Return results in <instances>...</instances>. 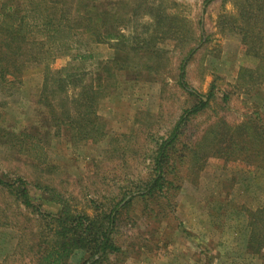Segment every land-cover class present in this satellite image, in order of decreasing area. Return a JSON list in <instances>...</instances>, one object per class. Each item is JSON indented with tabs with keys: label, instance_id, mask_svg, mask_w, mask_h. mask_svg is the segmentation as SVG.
<instances>
[{
	"label": "rangeland",
	"instance_id": "rangeland-1",
	"mask_svg": "<svg viewBox=\"0 0 264 264\" xmlns=\"http://www.w3.org/2000/svg\"><path fill=\"white\" fill-rule=\"evenodd\" d=\"M204 1L143 0L135 11L133 5L120 11L104 1L103 9L126 16L123 32L129 38L122 54L115 43L92 44V61H73L72 51L49 63L52 71L75 65L88 83L101 86L98 131L88 139L64 132L60 118L54 123L38 102L43 64L0 85L2 181L22 178L37 198L41 193L32 185H46L87 208L91 200L109 202L121 187L149 178L155 143L168 136L184 110L199 104L179 86V66L186 60L184 81L206 106L180 125L176 163L166 171L171 183L122 211L114 234L122 251L109 264H264V255L247 248L249 221L264 204V155L255 158L251 148L256 113L264 124V86L253 89L240 79L243 69L256 76L260 59L247 51L239 30L248 18L246 6L255 1L264 12V0ZM127 50L130 61L115 67L111 60ZM134 50L152 52L155 65ZM100 61H109L107 70L96 69ZM51 204L44 202L43 209L55 211ZM255 229L264 233L260 224ZM45 233V222L0 187V264H37ZM77 261L78 254L69 259Z\"/></svg>",
	"mask_w": 264,
	"mask_h": 264
},
{
	"label": "trees",
	"instance_id": "trees-1",
	"mask_svg": "<svg viewBox=\"0 0 264 264\" xmlns=\"http://www.w3.org/2000/svg\"><path fill=\"white\" fill-rule=\"evenodd\" d=\"M104 1H113L120 11L128 10L133 5L131 10L135 11L142 6L143 0H2L0 9V85H10L13 81L7 78L10 75L16 79L22 77L30 65L43 64L45 81L38 102L54 123L60 118L64 132L71 133V136L77 134L83 140L90 138L95 129L98 131L97 100L102 88L88 83L84 73L75 65L70 64L55 71L48 66L56 57L72 51L76 52L73 53V61H92L94 56L87 52L92 44L115 43L120 49L118 55L122 54V43L129 38L123 32L126 16L117 10L103 9ZM213 1L205 0L204 5L208 6ZM255 4V1H251L246 6L248 18L239 30L247 51L257 55L260 64L256 76L252 77L251 71L243 69L240 79H244V85L259 89L264 86V45L256 44L264 43V36L260 32L264 30V12L263 9H256ZM253 29L259 32L253 33ZM133 54H138L139 58L153 59L154 65L156 63L152 52L134 50ZM130 59L127 50L124 57L113 59L111 63L115 67H122L117 64L122 61L127 63ZM185 61L179 66V86L190 96L198 98L199 104L184 110L168 136L155 143L149 178L131 181L128 186L121 187L109 202L91 200L87 208L72 205L46 185H32V189L41 193L37 198L30 194L31 184L26 180L15 178L4 182L0 178L1 189L19 205L31 210L40 222H45L44 240L41 239L37 245V264H73L69 259L75 254L79 259L76 264H108L111 256L122 251L114 241L122 211L135 199L147 200L157 193L162 194L164 185L171 183L166 178V171L176 163L172 155L180 125L206 106L198 93L184 81ZM7 64L11 65V69L7 68ZM107 64L109 61H100L95 66L96 69L106 67L107 70ZM227 98V94H224L223 100ZM255 115L256 119L251 122L256 123L258 135L254 139L256 145L252 141L251 148L256 158L264 155V124L259 113ZM255 147L258 150L256 153ZM44 202L57 206L56 210L43 209ZM88 209L91 214L87 213ZM257 224L264 229V204L251 216V232L247 239V248L252 255H264V243L261 245L264 233L255 229Z\"/></svg>",
	"mask_w": 264,
	"mask_h": 264
},
{
	"label": "crops",
	"instance_id": "crops-1",
	"mask_svg": "<svg viewBox=\"0 0 264 264\" xmlns=\"http://www.w3.org/2000/svg\"><path fill=\"white\" fill-rule=\"evenodd\" d=\"M211 258H213V259H214V257H211ZM109 260H110V259H109ZM214 260H215V259H214ZM214 260H213V261H214ZM213 263H214V262H213ZM216 263H217V262L215 261V263H214V264H216ZM108 264H109V263H108ZM217 264H218V263H217Z\"/></svg>",
	"mask_w": 264,
	"mask_h": 264
}]
</instances>
